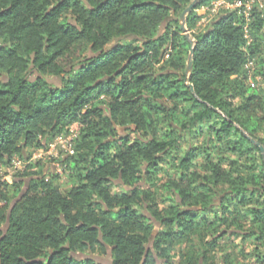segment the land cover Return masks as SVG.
Wrapping results in <instances>:
<instances>
[{"label":"trees","instance_id":"16d2710c","mask_svg":"<svg viewBox=\"0 0 264 264\" xmlns=\"http://www.w3.org/2000/svg\"><path fill=\"white\" fill-rule=\"evenodd\" d=\"M190 1L0 0V167L73 123L67 162L83 166L64 192L34 171L23 193L21 182L0 181V264H100L89 256L106 246L111 264H174V247L194 238L200 245L177 263L207 264L228 235L250 238L264 264V159L244 135L264 147V91L242 71L248 59L255 73L264 68V8L249 23L220 10L195 34V11L213 1L200 0L185 21L195 39L187 78L192 44L179 18ZM215 144L233 159L214 160ZM163 163L175 171L165 198L141 185Z\"/></svg>","mask_w":264,"mask_h":264},{"label":"rangeland","instance_id":"374dc122","mask_svg":"<svg viewBox=\"0 0 264 264\" xmlns=\"http://www.w3.org/2000/svg\"><path fill=\"white\" fill-rule=\"evenodd\" d=\"M217 0L211 1L209 4L204 5L197 9L195 13L200 16L199 21L197 22L193 32L195 34L201 32L204 30L209 21L212 20L215 16V14H211L210 9L212 3H214ZM264 3V0H262ZM223 10V9H221ZM220 11V10H219ZM69 16V15H68ZM163 31V25L159 29V33ZM261 32H264L262 30ZM191 40H195L192 35H190ZM253 37L250 36V31L248 29L247 31V41L248 43L250 40L252 41ZM115 42V41H113ZM113 42L109 43L108 45H112ZM247 51V47L245 48ZM189 53V51H188ZM187 53V55H188ZM186 55V59H187ZM186 59H185V64H186ZM250 62H252V65H249ZM255 68H256V63H253L252 59H248L243 66V74H244V83L247 84L250 88L252 89H258L259 91H264V68L262 69V72L260 74L255 73ZM185 74V70H184ZM33 75H31L32 78ZM186 76V75H185ZM188 78V76H186ZM243 77V76H242ZM3 80H5V76L1 77ZM50 81L53 83L58 84L59 79L57 77H52L50 78ZM253 82L255 85L252 87L250 83ZM188 83V81H186ZM104 103H106V98L102 99ZM104 103L100 102V106L104 107ZM233 106H237L241 103L240 98H234L232 99ZM81 125L79 123H73L69 128L68 132L66 134H60L54 137L53 140L49 141L46 146L44 147H39V148H25L23 151V156H18L14 155L10 161H8L6 164H4L2 167H0V181H4L9 185H13L14 183H19L20 187L19 189L24 188L23 181L25 180V174L29 171H34L37 173L39 178H43L45 181H52L54 184L58 186V188L61 191H66L68 190L71 185L78 179V173L82 171L83 166L76 167V169H72L69 166V160L68 155L62 150L59 145L56 147V152L57 154L55 155H38L40 152H44L46 150V147L48 146L49 143L53 142L56 140L57 137H67L70 134L74 133L78 136L79 130H80ZM127 132L125 130H120V135H124ZM246 134V133H245ZM131 137L134 136L133 134H130ZM118 136V138H119ZM188 140L187 138H185ZM199 141H202V136L198 138ZM197 139V140H198ZM193 140L192 143L193 145H197L198 141ZM188 144L184 142L182 144V149L183 151L187 149ZM210 154L214 160L217 159V156L220 157L223 155H226V157L231 161L230 159H233V156L229 152H224L223 149L219 148V144H215V147L212 146L210 149ZM36 155V157H35ZM204 157L202 154H199L196 157L194 169L196 171H200V165L203 163ZM252 158H247V160H250ZM17 162L19 165V168L15 166L14 163ZM241 162H243V159H240ZM162 168L160 170H157L156 176L152 177L151 181H153L152 185H149L151 181L148 180H143L141 185L144 188H151L156 196H160L165 198L168 194L167 191L165 192L164 190V183L168 178H170V174L173 173V169H170L169 165L163 163ZM175 172V171H174ZM118 184V182L116 181ZM14 187V186H13ZM112 193H118L121 192V187L120 186H112L110 188ZM13 191L9 192V196L13 195ZM166 195V196H165ZM159 208L164 207L169 205L170 201L168 200H160V198L157 200ZM140 209V207H137ZM199 209V208H198ZM146 215H148L147 211H144ZM151 233V231H150ZM221 246L218 245L212 252H210V258L207 262V264H223L222 261H227V264H255L254 257L251 255L252 253L250 251H253V245H251V239L250 238H242L241 236L237 235H228L223 237L221 240H219ZM200 245L199 241L197 238H194L192 242H183L174 247L172 250V255L174 256L173 261L174 264H178V259L179 255H184L189 252V250L193 247H197ZM203 249V247H201ZM200 250V248H199ZM251 253V254H250ZM228 256V258L226 257ZM78 257H84L83 255H78ZM101 261H103L104 264H109V262L106 259V256H98ZM227 259V260H226Z\"/></svg>","mask_w":264,"mask_h":264},{"label":"built area","instance_id":"2783aa9c","mask_svg":"<svg viewBox=\"0 0 264 264\" xmlns=\"http://www.w3.org/2000/svg\"><path fill=\"white\" fill-rule=\"evenodd\" d=\"M256 6L258 9L264 8V3L262 0H217L210 6V12L211 14H217L219 10H236L238 13L242 14L245 18L246 23H249L252 19L251 11L253 7ZM247 31L248 27L247 25L244 26V36L247 39ZM249 65H252V62H250ZM250 85L253 87L255 84L253 82L250 83ZM77 137L76 134L72 133L67 137H57L55 141L48 144L46 147V150L44 152H39L38 155H55L56 147L59 145V147L64 150V152L67 155H72L74 153L73 149V142L74 139ZM36 157V155H35ZM19 161H16L15 166L19 168L18 163Z\"/></svg>","mask_w":264,"mask_h":264},{"label":"water","instance_id":"95a60500","mask_svg":"<svg viewBox=\"0 0 264 264\" xmlns=\"http://www.w3.org/2000/svg\"><path fill=\"white\" fill-rule=\"evenodd\" d=\"M199 1L200 0H191L189 2V4L183 9V11L181 12L180 18H179L180 29L186 34L188 40L192 44V46L189 49V53H188L187 59H186V66H185V75L186 76L190 75L191 68H192L193 54H194V41L190 39L189 32L187 31V28H186V25H185V21H186L187 15L192 11V9L196 6V4ZM186 85H188L190 90L192 91V93H194V89H193L192 84L191 83H186ZM244 135H245L246 138H248L253 144H255L259 148L260 153H261V155H262V157L264 159V147H263V145L260 144L257 140L249 137L247 134L244 133ZM25 189H26V186L24 187L22 193L24 192ZM13 204L11 205L9 211L11 210ZM157 227H158V223H156V226H155L154 230H156ZM154 234H155V231L153 232L152 236H154ZM106 249H107L106 259L109 262V264H111V250H110V248L108 246H106ZM89 258L94 260V261H96V262H98V263H100V264H104L103 261H101L100 258L97 255H90Z\"/></svg>","mask_w":264,"mask_h":264}]
</instances>
